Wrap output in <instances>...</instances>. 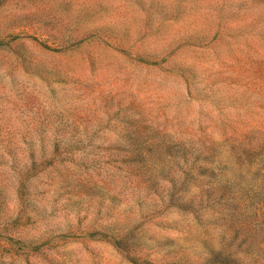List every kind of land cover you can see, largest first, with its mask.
Wrapping results in <instances>:
<instances>
[{"label":"rangeland","instance_id":"rangeland-1","mask_svg":"<svg viewBox=\"0 0 264 264\" xmlns=\"http://www.w3.org/2000/svg\"><path fill=\"white\" fill-rule=\"evenodd\" d=\"M0 264H264V0H0Z\"/></svg>","mask_w":264,"mask_h":264}]
</instances>
